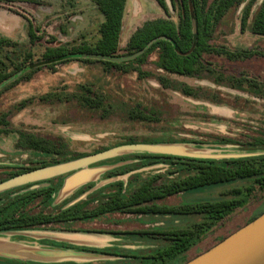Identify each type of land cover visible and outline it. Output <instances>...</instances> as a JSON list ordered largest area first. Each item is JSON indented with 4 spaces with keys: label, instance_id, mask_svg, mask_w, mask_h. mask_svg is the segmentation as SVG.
<instances>
[{
    "label": "rangeland",
    "instance_id": "rangeland-1",
    "mask_svg": "<svg viewBox=\"0 0 264 264\" xmlns=\"http://www.w3.org/2000/svg\"><path fill=\"white\" fill-rule=\"evenodd\" d=\"M34 1L0 2V38L11 42L0 49V71L4 65L3 70L12 72L14 65L23 62L28 53L34 54L33 63H40L48 47H68L83 42L93 45L100 38L104 17L91 0ZM263 1L242 0L213 25L209 37L213 47L255 52L256 56L251 59L232 62L222 56L206 55L201 72L194 76L168 74L159 69L158 52L150 55L144 65H133L134 71L129 73L116 69L107 72L99 63L75 60L58 66L56 72L43 68L31 81L2 90L0 117L7 113L9 124L0 126V182L3 181L0 184L11 180L6 178L17 169L44 164L55 167L131 145L167 146L180 150L188 155L187 158H263L264 150L257 143L264 139V96L237 82L244 77L264 86V36L255 35L251 30L253 18ZM165 3L167 9L157 0H126L117 55L127 57L129 39L145 22L167 19L179 24L182 10L178 0H165ZM217 3L218 0H209V7L215 8ZM247 9L250 19L242 30L241 21ZM28 23L39 37L35 43L29 38ZM184 88L192 94L184 93ZM87 96L95 99L100 96L104 103L97 109L90 108L82 100ZM132 112L145 119H131ZM20 133H33L53 141L61 154L47 155L24 146L17 147ZM136 154L120 152L97 165L109 169L137 166L136 170L117 178L127 185L131 181L132 187L155 173H165L164 165L141 169ZM252 185L256 184L240 182L198 195H177L160 203L179 206L220 199L233 187ZM34 189L38 188H31ZM32 207L40 206L36 202ZM262 208L264 190L256 189L239 213L215 227L187 256L198 257L217 238L249 224V219ZM160 219L165 229L185 228L203 220L199 216ZM99 222L100 227H105L112 220L104 218ZM111 240L103 242L102 247L135 249L146 246L123 236H113ZM164 245L161 241V247ZM0 264L9 263L0 260Z\"/></svg>",
    "mask_w": 264,
    "mask_h": 264
},
{
    "label": "trees",
    "instance_id": "trees-1",
    "mask_svg": "<svg viewBox=\"0 0 264 264\" xmlns=\"http://www.w3.org/2000/svg\"><path fill=\"white\" fill-rule=\"evenodd\" d=\"M14 2L15 0H0V2ZM24 2H35L34 0H19ZM104 17L100 26V38L95 44L83 42L73 46L48 47L42 54L40 63L34 62V54L28 53L23 62L16 63L14 70L8 72L4 65L0 71V92L17 87L23 81H31L32 78L43 68L56 72V68L62 64L72 61L85 63H99L106 71L112 69L123 73L134 71L133 65H144L149 56L158 52L157 65L159 69L168 74L179 76H194L203 68V58L206 55L225 57L227 60L236 62L244 61L256 56L250 50L230 51L225 47H213L209 42L212 35L213 25L218 23L225 14L242 0H218L215 8L209 7V0H178L182 14L178 25L167 19H156L147 21L129 39L127 44V57L133 56L151 46L137 59L128 62H117L108 60H94L84 58L89 55H97L110 59H120L117 55L120 45V35L123 25L124 9L126 0H91ZM173 1V0H171ZM166 7L165 0H157ZM250 19V10L247 9L242 17L241 29L245 30ZM252 33L264 36V1L253 18L251 24ZM196 31V35L194 33ZM29 38L35 43L39 37L28 23ZM11 42L0 38V49H3ZM165 82L166 79L162 78ZM241 85H247L251 90L264 96V86L258 81L248 78L237 79ZM187 95L192 91L184 88ZM86 106L97 109L104 103L102 97H84ZM9 115L3 114L0 117V126H7ZM131 119H145L142 115L132 112ZM8 132V131H2ZM17 147L24 146L28 150L47 155H60L61 151L56 149V144L44 137L33 133H20ZM258 147L264 150V139L257 143ZM140 160L139 167L156 168L166 166L165 173H155L141 181L135 187L132 182L127 185L123 181H117L98 192L88 196L85 201L79 202L66 208L69 201L61 205L56 204V199L64 185L66 176L57 177L28 185L20 189L9 191L0 195V237L6 234L24 230L49 229L64 227L71 229L75 222H93L108 215L124 214L148 217H202V222L194 223L185 228H155L141 232H111L119 235L140 236L145 239H152L159 243V247L145 253L129 255L116 251L99 249H81L82 251L133 258L130 261L118 264H186L193 258L187 254L199 245L204 238L218 225L225 223L238 210L245 207L256 189L264 190V157L261 159H194L150 153H139L135 156ZM99 166L92 165L90 167ZM40 167H27L17 169L10 173L8 178H16L20 175L33 172ZM134 167H120L105 174L106 179L123 177L128 172L136 170ZM138 168V167H137ZM253 181L256 185L248 187H233L223 193L220 199H204L179 206L161 205V201L177 195H198L216 188L233 186L240 182ZM3 182V181H1ZM0 182V183H1ZM35 185H45L38 189L31 190ZM94 184H87L81 187L73 196L77 198L91 190ZM38 202L39 208L33 205ZM264 213L260 209L255 216H252L248 223L254 221ZM239 230V229H237ZM236 230V231H237ZM100 232V231H98ZM104 232V231H101ZM234 233V232H232ZM231 233V234H232ZM217 238L207 252L228 236ZM23 236L19 237L22 238ZM161 241L164 246L161 247ZM49 248L75 250L77 248L61 242L42 241ZM202 251L203 253H205ZM202 252H200L202 254ZM200 255V254H199ZM9 264H33L17 263L6 261Z\"/></svg>",
    "mask_w": 264,
    "mask_h": 264
},
{
    "label": "crops",
    "instance_id": "crops-1",
    "mask_svg": "<svg viewBox=\"0 0 264 264\" xmlns=\"http://www.w3.org/2000/svg\"><path fill=\"white\" fill-rule=\"evenodd\" d=\"M84 172H86L84 175L82 173L77 176V179L75 180L76 184L74 183L70 189L64 191L63 195L58 198V205H61L66 201H69L67 206H71L75 203L77 204L86 200L91 194L117 182V179L114 178L106 179L105 174L107 172L100 168ZM119 181H122V179H119ZM81 184H94V187L85 194L73 199L74 194L81 187L85 186H80ZM123 215L124 214L117 213L101 218H110L112 220V222L106 224L105 227L99 226L100 219H98L93 222H75L71 224V229L55 227L49 229L24 230L6 235V237L0 239V260H3L4 262L12 261L17 263L33 264H118L133 259L130 257L126 258L108 254H99L101 256L98 257L80 254L56 253L46 251L44 248H48V245L43 244L42 241L65 243L66 245L77 248L73 251L83 253L90 252L82 251L81 249H99L134 255L149 252L159 247V243L152 239H145L140 236L117 235L111 232H141L160 228L162 226L160 217L151 218L148 216ZM21 236L23 237L19 239ZM113 236H123L128 239H132L135 243L146 246L144 248L135 249H124L116 246L102 247L101 244L103 242H111V238H113Z\"/></svg>",
    "mask_w": 264,
    "mask_h": 264
},
{
    "label": "water",
    "instance_id": "water-1",
    "mask_svg": "<svg viewBox=\"0 0 264 264\" xmlns=\"http://www.w3.org/2000/svg\"><path fill=\"white\" fill-rule=\"evenodd\" d=\"M194 33L196 35V31H194ZM151 44L152 43H150L147 48H149ZM147 48L133 56L124 57L120 59H110L97 55H89V56H85L84 58L94 59V60L128 62L137 59L147 50ZM120 152L137 153V154L150 153V154L168 155V156H177V157H186V158L188 156L185 153L181 152L180 150L172 149L167 146H144V145L123 146L94 156L69 162L67 164H62L55 167H44L41 169H37L33 172L20 175L16 178H12L8 182L0 184V193L4 191H10L21 186L35 184L38 182H43L46 180L68 175L56 199V204L58 205L57 203L58 198L61 195H63L64 191L70 189V187L74 185L78 175L82 173L84 175V173H86L84 171L99 169V168L105 170L106 172L115 169V168L109 169L104 166H98V167L96 166L90 167V166L97 165L99 162L110 159L114 157L116 154H119ZM188 158L212 159V158H197L191 156ZM212 160H217V159H212ZM117 181H119V179ZM83 185L85 184H81L80 186ZM39 187L35 186L33 188H39ZM71 206H66V208H69ZM14 233H9V234H14ZM6 235L4 237H6ZM1 238L3 237H0V239ZM44 249L46 251L64 253V254H80V255H90V256H98V257L101 256L99 254H94V253H83V252H76L73 250L52 249L49 247ZM186 264H264V213L254 221L250 222L249 224L245 225L238 231L228 236L226 239L221 241L215 247L199 255L198 257L192 259Z\"/></svg>",
    "mask_w": 264,
    "mask_h": 264
}]
</instances>
